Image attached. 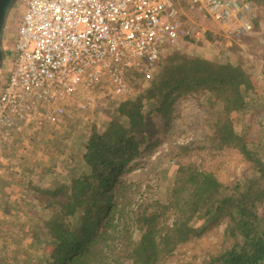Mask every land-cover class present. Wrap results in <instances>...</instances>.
I'll list each match as a JSON object with an SVG mask.
<instances>
[{
    "label": "trees",
    "instance_id": "trees-1",
    "mask_svg": "<svg viewBox=\"0 0 264 264\" xmlns=\"http://www.w3.org/2000/svg\"><path fill=\"white\" fill-rule=\"evenodd\" d=\"M207 38L213 40L210 34ZM158 77L145 94L119 103L118 116L123 121L108 120L103 129L92 126L80 154L82 164L73 168L70 184L42 192L43 226L49 228L53 244L47 264L109 263L104 249L119 234L114 215L122 211L117 204L129 188L116 175L131 169L128 162L140 154L141 146H150L153 132L148 117L160 113L159 123L169 124L171 102L191 93L207 106L204 134L211 141L208 146L238 151L251 163L252 176L243 189L236 184L229 190L203 161H187L194 150L192 143L173 145L169 151L177 161L173 184L165 200L139 205L133 218L140 234L127 257L131 264H159L183 243L200 238L207 226L225 220L223 234L228 245L206 264H264V152L257 143L260 139H250L249 127L237 130L232 115L246 112L257 101L251 74L239 63L174 53ZM142 125L150 128L142 133Z\"/></svg>",
    "mask_w": 264,
    "mask_h": 264
},
{
    "label": "rangeland",
    "instance_id": "rangeland-1",
    "mask_svg": "<svg viewBox=\"0 0 264 264\" xmlns=\"http://www.w3.org/2000/svg\"><path fill=\"white\" fill-rule=\"evenodd\" d=\"M248 1L253 4L251 31L235 33L213 23L199 11L184 7L183 24L199 31V36L181 39L171 47L172 50L166 51L160 61L147 71L149 78L139 71H129L126 78L130 92L126 97L113 95L105 86L95 88L91 93L94 97L91 104L85 108L78 103L69 104L65 117L57 126H31L6 140L1 139L0 153L4 162H0V264H47L51 260L53 244L49 228L43 226L46 209L39 203L43 198L42 192L46 188L72 182L71 173L75 166L82 164L80 154L84 152L92 126L103 129L108 120L123 121L118 116L119 103L145 94L159 79L158 73L163 70L169 55L180 53L192 58L239 63L251 74L257 101L246 112H233L232 115L237 130L249 127L246 129L250 139H260L257 143L261 153L264 152V3ZM19 8L20 3L14 7L16 14H19ZM14 27L12 24L7 31L9 44ZM208 34L213 40L207 38ZM11 54L7 51V66L0 72V88L11 68ZM86 95V92L80 93L77 102L84 101L82 98ZM200 100L192 93L174 99L170 106L171 120L165 126L159 123L162 114L153 113L148 117L153 132L150 146L144 149L141 146L138 149L140 154L128 162L131 169L116 175L129 188L124 192L126 198L119 202L126 203L122 206L117 204V209L122 208V211L114 215L113 222H116L119 234L114 240L110 239V246L104 249L108 264H131L127 256L140 234L133 216L142 203L167 198L177 168L176 158L169 155L173 145L192 143L194 150L187 156V161H203L208 170L230 187L229 190L236 184L243 189L245 181L251 178V163L238 151L208 146L211 141L208 142L204 134L207 106ZM149 128L142 125L140 132L144 133ZM201 145L205 148L200 149ZM114 186L113 180L110 191ZM108 216L109 211L101 221L104 223ZM224 228L225 220L207 226L200 238L183 243L172 256L159 264H206L227 244ZM110 230L107 229L108 233Z\"/></svg>",
    "mask_w": 264,
    "mask_h": 264
},
{
    "label": "built area",
    "instance_id": "built-area-1",
    "mask_svg": "<svg viewBox=\"0 0 264 264\" xmlns=\"http://www.w3.org/2000/svg\"><path fill=\"white\" fill-rule=\"evenodd\" d=\"M204 17L233 32L253 28L248 0H187ZM13 19L11 68L0 88V146L31 126L56 125L84 91L126 97L129 71L147 72L183 38L174 0H22ZM0 162L4 156L0 153Z\"/></svg>",
    "mask_w": 264,
    "mask_h": 264
},
{
    "label": "water",
    "instance_id": "water-1",
    "mask_svg": "<svg viewBox=\"0 0 264 264\" xmlns=\"http://www.w3.org/2000/svg\"><path fill=\"white\" fill-rule=\"evenodd\" d=\"M21 1L22 0H0V72L7 66V51L10 49V44L6 35L16 14L14 7Z\"/></svg>",
    "mask_w": 264,
    "mask_h": 264
},
{
    "label": "crops",
    "instance_id": "crops-1",
    "mask_svg": "<svg viewBox=\"0 0 264 264\" xmlns=\"http://www.w3.org/2000/svg\"><path fill=\"white\" fill-rule=\"evenodd\" d=\"M174 3H175V5H176V7L177 8H179V10H180V19L183 21V19H182V14H183V9H184V7L185 8H188V9H190V10H193L194 8H192V7H190V4H189V2L187 1V0H174ZM194 10H196V9H194ZM197 11V10H196ZM213 22V21H212ZM184 23V22H183ZM182 23V24H183ZM185 38H183V40H184ZM10 47H11V44H10ZM173 48H169L168 49V51L169 50H172ZM166 54H168V53H166ZM158 63V62H157ZM137 72V71H136ZM82 92H84V91H82ZM82 92H80V93H82ZM78 97H79V95L76 97V99H74V100H72L71 101V103H79V102H77L78 100ZM85 98V96L82 98V99H84ZM81 99V100H82ZM70 103V104H71ZM62 122V121H61ZM60 122V123H61ZM59 124V123H58ZM58 124H56V125H54V126H57Z\"/></svg>",
    "mask_w": 264,
    "mask_h": 264
}]
</instances>
